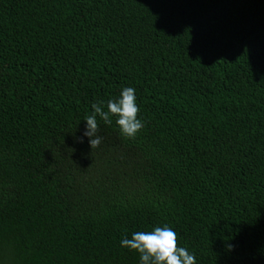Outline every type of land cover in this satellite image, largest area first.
Returning a JSON list of instances; mask_svg holds the SVG:
<instances>
[{
	"label": "trees",
	"instance_id": "1",
	"mask_svg": "<svg viewBox=\"0 0 264 264\" xmlns=\"http://www.w3.org/2000/svg\"><path fill=\"white\" fill-rule=\"evenodd\" d=\"M125 87L144 128L92 150ZM164 225L264 264V0H0V264H140Z\"/></svg>",
	"mask_w": 264,
	"mask_h": 264
},
{
	"label": "clouds",
	"instance_id": "2",
	"mask_svg": "<svg viewBox=\"0 0 264 264\" xmlns=\"http://www.w3.org/2000/svg\"><path fill=\"white\" fill-rule=\"evenodd\" d=\"M91 114L85 117L86 130L83 136L89 138L91 149L98 148L103 138L98 135L99 124L115 123L120 134L126 139H135L144 128V122L138 118L136 89L125 87L119 97L104 102L93 103ZM83 142V137L80 138ZM121 247L139 254L140 264H197L196 256L186 247L179 246L177 233L168 225L157 226L149 231H137L131 238L123 237ZM232 245H228L229 250Z\"/></svg>",
	"mask_w": 264,
	"mask_h": 264
}]
</instances>
